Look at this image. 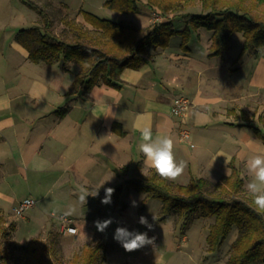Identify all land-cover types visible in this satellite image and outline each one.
<instances>
[{"label": "crops", "instance_id": "1", "mask_svg": "<svg viewBox=\"0 0 264 264\" xmlns=\"http://www.w3.org/2000/svg\"><path fill=\"white\" fill-rule=\"evenodd\" d=\"M48 1L69 12L66 1ZM140 1L145 8L146 1ZM81 10L86 9L79 7L71 12H78L77 21L87 23ZM132 22L141 27L148 25L139 24L137 20ZM197 34L202 38L201 32ZM14 41L15 51L27 57L26 49L15 38ZM207 42L208 38L205 48ZM169 47L170 41L166 47H150L143 64L137 68H123L117 81L119 86L99 82L87 94L73 93L69 92L72 76L63 91L71 94L73 104L67 103V110L60 115L55 110L47 115V109L33 112L32 107H39L32 104L34 96L29 95L33 97L29 102H11L5 92L6 102H0V108L7 110L4 116L0 114L1 174L21 169L44 175L53 172L69 175L72 172L74 185L80 187L90 186L94 190L105 181L100 192L105 190L102 188L123 184L133 169L141 174L152 170L143 164L144 157L138 150L141 142L138 129L150 126L154 137L168 135L174 142L176 160L186 162L183 174L172 182L187 184L196 177L216 182L219 177L231 173L232 163L240 169L246 188L250 176L245 162L264 151V141L253 129L263 128L264 93L259 89L249 90L245 84L233 81L232 72L226 70H232V65L215 60L220 55H209V48L204 59L192 54L191 47L183 50L184 54L172 52ZM27 67L22 74L17 71L24 78L23 82L30 83L27 93L42 94L51 82L50 69L38 67L31 70ZM60 69L58 72H70L62 66ZM77 69L74 68L73 75ZM34 73L43 75H39L41 79H34ZM240 87L243 91H239ZM14 88L16 85H9L7 90ZM255 93H261L262 97L256 103ZM177 94L188 96L192 102L184 122L170 110ZM180 127L189 130V137L179 138ZM219 152L231 157L228 164L223 155L216 157ZM122 166L129 168L121 173ZM0 179L2 210L10 195L3 193V176ZM230 232L229 245L237 230L232 228Z\"/></svg>", "mask_w": 264, "mask_h": 264}, {"label": "rangeland", "instance_id": "2", "mask_svg": "<svg viewBox=\"0 0 264 264\" xmlns=\"http://www.w3.org/2000/svg\"><path fill=\"white\" fill-rule=\"evenodd\" d=\"M37 1L49 11L53 22L52 31L66 41L73 40L74 34L73 30L64 23V20H76L78 12L71 11L79 7L90 10L100 17L125 23L137 20L139 24L143 25L156 22L154 21L155 18L161 15L162 19L172 17L176 28H181L191 14L201 11L200 0L176 1L179 8L175 14L173 11L161 13L160 9L151 8L147 4L144 8L141 1L138 2L137 11L129 12H118L104 7L102 5L104 0H64L69 5V12L45 0ZM39 22L38 13L21 0H0V102H6L5 92L11 102L32 101L30 98L33 97L29 96L31 95L35 98L32 104L36 103L39 106L38 109L32 107L31 111L37 112L47 109L48 115L52 113V110L56 111L65 107L68 105L67 103L73 104L71 94H65L63 90L67 88L72 79L74 68H78V65L71 63L68 73L58 72L62 70L60 69L61 60L49 65L45 63L35 64L27 57L25 60L19 52L15 51L13 43L16 44L14 41L16 29L38 25ZM83 24L92 28L88 23ZM198 31L202 34L201 39L198 38ZM210 35L211 30L204 27L191 30L188 43L191 47V53L205 59ZM207 38L208 44L205 48L204 44ZM242 40V32L235 31L229 49L222 55L215 57V60L232 65V70L227 68L226 70L232 72L230 75L233 81L237 80L240 85L245 84L249 90L259 89L263 94L264 58L250 54H243L237 58ZM180 43V35H173L170 38L169 49L172 52L184 54L185 52L180 48ZM203 49L205 50L203 51ZM26 65L31 70L38 67L50 69L51 82L42 93L43 99H38L42 94L27 93L30 83L23 82L24 78L20 75ZM17 71H20V74H17ZM33 75L34 79H41L39 75L43 74L34 73ZM9 85H16V88L7 90ZM241 87L239 91H243ZM255 96V103L262 98L261 93H255ZM262 101L264 102V100ZM6 111L5 108H0L1 115L4 116ZM47 117L49 116L45 118ZM2 176L4 181H2V191L4 194L10 195V199L7 206L0 210L2 217L0 220V247L9 251L10 263L27 264L24 245L31 238H37L40 243L50 245L56 264H69L76 256L81 257L80 255L84 253L86 248L92 247L96 243H102V247L94 264H227L231 232L227 234L218 249L207 250L205 236L209 226L214 221V216L204 215L199 210L186 224H183L184 220L178 216L177 212L171 213L164 220L159 219L161 200L155 197L144 198V194L133 187H129L127 191L124 186L121 187L119 197L112 200L110 204L99 203L92 196H88L87 203L80 205L78 193L81 187L77 184L74 185L72 172L69 175L55 172L44 175L43 173L32 172L30 169H21L6 174L0 172V177L2 178ZM63 181L66 182L63 183ZM86 188L91 191L90 186ZM220 190L223 191L220 188L209 187V192L212 195H217ZM27 196L34 197L36 204L26 209L24 216H16L12 207ZM247 199L248 202H251L250 197ZM133 200L136 201V206L132 205ZM70 206L77 208V214L70 216L77 226L75 234L61 231L56 218L58 214L64 213ZM140 216L147 218L148 222L152 224L151 229L138 222ZM153 216L156 217V220L153 219ZM109 218L112 219V223L104 232L98 231L94 222ZM117 227H125L129 231L147 232L149 237H155V243L138 250L126 251L122 244L114 239ZM251 264H262V262Z\"/></svg>", "mask_w": 264, "mask_h": 264}, {"label": "trees", "instance_id": "3", "mask_svg": "<svg viewBox=\"0 0 264 264\" xmlns=\"http://www.w3.org/2000/svg\"><path fill=\"white\" fill-rule=\"evenodd\" d=\"M34 9L39 17L38 25L22 27L15 33V40L27 51L29 60L36 63L53 64L61 60L63 69L71 63L78 65L69 86V92L87 94L97 83L119 86L118 79L125 67L137 68L146 60L150 47H166L173 35H180V47L188 50L191 30L204 27L211 30L209 55H222L229 49L235 31L243 34L237 58L243 54L264 58V0H200L201 11L191 14L182 28H176L173 18H165L141 27L134 22L115 21L97 14L81 10L85 22L92 28L73 19L64 23L73 30V40L66 41L52 31V18L48 9L37 0H22ZM140 0H105L104 7L118 12L138 10ZM146 4L160 9L161 13L178 10V0H145ZM48 3H51L47 0ZM172 14V15H173ZM175 16V15H174ZM67 110L62 107L56 112ZM262 126L254 127L256 135L264 141V117ZM231 173L211 182L203 177L193 178L187 184H177L165 180L154 170L148 174L133 173L123 184L114 186L112 200L120 195L121 187L127 191L133 187L144 193V198L155 197L161 200L159 219H166L177 212L186 224L199 210L202 214L214 216L205 236L207 250L220 247L232 228L237 234L230 243L227 264H264V214L254 211L252 199L243 187V177L238 167L231 163ZM122 166L120 172L127 171ZM209 187L220 190L217 195L209 192ZM105 191L95 198L101 202ZM247 197H250L248 202ZM0 216V220H1ZM102 243H96L69 264H94ZM27 264H56L52 249L47 243L31 238L24 245ZM52 254V255H51ZM10 253L0 247V264L10 263Z\"/></svg>", "mask_w": 264, "mask_h": 264}, {"label": "clouds", "instance_id": "4", "mask_svg": "<svg viewBox=\"0 0 264 264\" xmlns=\"http://www.w3.org/2000/svg\"><path fill=\"white\" fill-rule=\"evenodd\" d=\"M38 99H43V94L38 97ZM138 130L140 131L141 136L138 150L144 157L143 164L154 170V172L161 178L176 181L183 174L186 168V162L183 160H176L173 140L168 135L162 134H158L154 137L150 126H145ZM220 155H223L226 158V164L230 162L231 157L223 152L217 153L216 157ZM245 164L247 173L250 176V179L246 184V189L251 196L252 206L254 207V211L264 214V151L258 152L248 158ZM104 182L91 191L87 188L81 187L78 193V203L80 205H85L88 196H98L99 188ZM104 191L105 195L101 199V203L110 204L112 202L111 198L114 193V188L107 187ZM132 205L136 206L135 200L132 201ZM76 214L77 208L75 206H70L64 211L63 216L67 218ZM153 219L156 220V217L153 216ZM138 222L145 225L148 229L152 228V224L148 222L145 216H140ZM111 223V218L94 222L95 227L100 232H104ZM68 232L75 234V229L69 228ZM114 239L120 242L126 251L138 250L146 245L154 243V238L149 237L147 232L129 231L125 227H117L115 229Z\"/></svg>", "mask_w": 264, "mask_h": 264}, {"label": "built area", "instance_id": "5", "mask_svg": "<svg viewBox=\"0 0 264 264\" xmlns=\"http://www.w3.org/2000/svg\"><path fill=\"white\" fill-rule=\"evenodd\" d=\"M162 20V15L158 18H155L154 21H160ZM192 106V102L191 99L186 96V95H182V94H177L173 97L172 99V104L170 107L171 113L177 117H179V119L184 122L186 120L187 117V113L189 111V109ZM179 138L180 139H185L187 137H189V130L186 127H180L179 128ZM36 204V199L34 197L31 196H27L21 200L18 201V203L13 207V212L16 216H24V211L32 206H34ZM57 221H58V225H59V229L63 232H68L69 228H74L75 229V233L77 231V226L74 224V220L72 217H67L65 218L63 216V213H60L56 216ZM154 238V243H155V237L151 236ZM153 243V245H154Z\"/></svg>", "mask_w": 264, "mask_h": 264}]
</instances>
